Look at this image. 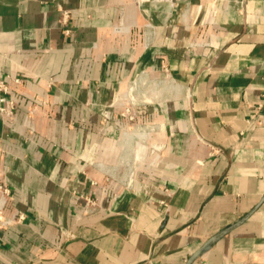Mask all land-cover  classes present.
Returning a JSON list of instances; mask_svg holds the SVG:
<instances>
[{
  "label": "crops",
  "instance_id": "obj_1",
  "mask_svg": "<svg viewBox=\"0 0 264 264\" xmlns=\"http://www.w3.org/2000/svg\"><path fill=\"white\" fill-rule=\"evenodd\" d=\"M8 77L0 264H264V0H0Z\"/></svg>",
  "mask_w": 264,
  "mask_h": 264
},
{
  "label": "built area",
  "instance_id": "obj_2",
  "mask_svg": "<svg viewBox=\"0 0 264 264\" xmlns=\"http://www.w3.org/2000/svg\"><path fill=\"white\" fill-rule=\"evenodd\" d=\"M70 17V11H62L61 24L65 35H70L72 33V29L70 27ZM21 81V79L12 77H8L6 79L0 78V114L5 120L11 123H15L18 120L17 104L15 100L10 97L11 85H19L21 84ZM12 198L10 188L4 182H0V240L2 230L11 225L15 218L14 216L7 217L4 214L5 208ZM84 201L87 207L95 204L91 198L85 197ZM19 218L24 220L25 215L21 214Z\"/></svg>",
  "mask_w": 264,
  "mask_h": 264
}]
</instances>
